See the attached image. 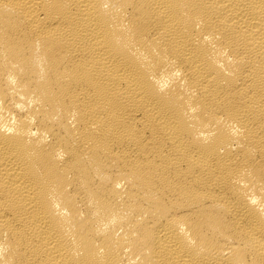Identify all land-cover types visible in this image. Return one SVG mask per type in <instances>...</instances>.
I'll return each mask as SVG.
<instances>
[{
    "label": "bare ground",
    "instance_id": "1",
    "mask_svg": "<svg viewBox=\"0 0 264 264\" xmlns=\"http://www.w3.org/2000/svg\"><path fill=\"white\" fill-rule=\"evenodd\" d=\"M0 264H264V0H0Z\"/></svg>",
    "mask_w": 264,
    "mask_h": 264
}]
</instances>
